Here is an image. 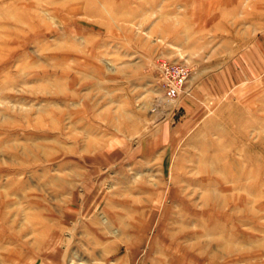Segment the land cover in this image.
Here are the masks:
<instances>
[{
    "label": "rangeland",
    "instance_id": "374dc122",
    "mask_svg": "<svg viewBox=\"0 0 264 264\" xmlns=\"http://www.w3.org/2000/svg\"><path fill=\"white\" fill-rule=\"evenodd\" d=\"M103 256L264 264V0H0V264Z\"/></svg>",
    "mask_w": 264,
    "mask_h": 264
},
{
    "label": "built area",
    "instance_id": "2783aa9c",
    "mask_svg": "<svg viewBox=\"0 0 264 264\" xmlns=\"http://www.w3.org/2000/svg\"><path fill=\"white\" fill-rule=\"evenodd\" d=\"M158 70L161 82V92L153 105V110L163 112V106L172 103L184 89L185 83L190 78L191 70L183 62L160 59Z\"/></svg>",
    "mask_w": 264,
    "mask_h": 264
},
{
    "label": "crops",
    "instance_id": "0c3cea01",
    "mask_svg": "<svg viewBox=\"0 0 264 264\" xmlns=\"http://www.w3.org/2000/svg\"><path fill=\"white\" fill-rule=\"evenodd\" d=\"M195 72L200 73V71H195ZM196 73H191V77L189 79L190 82L195 77ZM224 74H225V71H223L221 73H217L215 76H216V78H220ZM226 81L228 82L230 80L227 78ZM86 264H132V261H131L129 256H121V257H116V258H111L109 256H103V258H101V259H99V258L95 259L94 258L91 261H89V263L87 261Z\"/></svg>",
    "mask_w": 264,
    "mask_h": 264
}]
</instances>
